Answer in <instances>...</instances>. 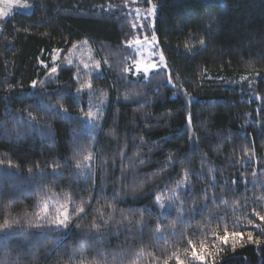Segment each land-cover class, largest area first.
<instances>
[{"label": "trees", "instance_id": "obj_1", "mask_svg": "<svg viewBox=\"0 0 264 264\" xmlns=\"http://www.w3.org/2000/svg\"><path fill=\"white\" fill-rule=\"evenodd\" d=\"M27 1L30 13L0 21V222L18 221L0 232L2 264H64L74 251L76 260H101L97 250L108 264H175L177 251L198 264L188 240L211 245L225 229L243 235L235 250L231 239L220 245L221 264H264V223L252 215L264 214V101L256 99L264 97V0H151L158 12L146 35L155 33L167 67L150 73L147 86L143 74L124 72L134 56L125 44L142 33L132 29L142 23L135 10H147V0ZM84 43L99 65L93 73L65 62ZM46 65L57 73L50 77ZM81 84L91 91L78 93ZM101 100L93 127L85 114ZM89 152L91 176L79 175ZM138 160L137 180L124 179L122 170L133 175ZM94 191L85 215L71 210L68 229L34 226L38 201L55 196L64 204L68 193L79 208ZM114 193L117 211L110 218L105 208L110 223L97 232L94 210L114 203ZM248 232L261 243L249 242Z\"/></svg>", "mask_w": 264, "mask_h": 264}, {"label": "snow or ice", "instance_id": "obj_2", "mask_svg": "<svg viewBox=\"0 0 264 264\" xmlns=\"http://www.w3.org/2000/svg\"><path fill=\"white\" fill-rule=\"evenodd\" d=\"M149 3L150 7L147 9L148 16L144 17H139L137 16L138 20H141L142 23H134L132 24V29L137 32H147L149 28H154V22L149 23L148 19L149 16H155V14L158 12V6L155 4L151 3V0H147ZM7 5V8H5V11L3 15H0V18L7 17L8 15L12 14V10L16 7H29L27 3H22L21 0H10V2L5 3ZM138 11V10H137ZM149 45L151 47V56L155 57L156 55H159V60L156 61L155 59H148V60H134L133 63L124 68L125 73L131 74L133 77H139V74L143 73L144 80L142 81L145 83L147 86L148 83H150V73H155L157 70L163 71L167 67V63L165 61V57L163 55V52L157 53L156 47H157V37L155 33L149 38L148 36H145L143 40H141L139 37H136L135 39H129L126 44L125 48L126 49H133L135 50L136 48H143L144 45ZM201 46L206 45V41L201 38L200 40ZM75 47V45H73ZM62 54V50L57 49L54 50V53L52 54L51 60L52 63L55 64L58 56ZM142 55V53H141ZM42 64H44V61H41ZM71 64V61L68 62ZM46 67H50V77L51 75L57 73L58 68L54 66H49L46 65ZM95 67H99V65H96ZM84 68L87 69L89 68L88 64H84ZM78 77L74 76L73 79H77ZM248 79L247 77H242V80ZM50 81H43L40 82L41 84L48 83ZM131 82V81H129ZM137 82H141L137 80ZM168 84L177 87V92H179V88L176 85H173V80L171 75L169 76L168 79ZM31 86L36 87L37 86V81L33 80L31 81ZM87 87L91 91V84H88L87 86L81 84L79 88L76 89V91L79 93L84 90V88ZM129 97L126 95L124 97L125 100H127ZM257 100H262L264 101V97L256 96ZM190 100V97H189ZM101 106L97 107L95 114L89 110L85 115L87 118V122L92 124L93 127H98L99 122L97 120V117L102 115L103 109V100H101ZM58 108L60 111L66 112V108L62 104H57ZM91 107V106H90ZM188 124H191V114L187 117ZM143 140V138H141ZM247 155V153H246ZM128 158L127 151L124 150L121 152V162L123 163L124 160ZM0 163H3L0 161ZM143 163L142 160H138L135 163L131 164L129 166L128 171L133 172L134 169L138 168L139 164ZM169 163L175 166V160L172 159V157H169ZM94 166V154L89 152L88 155H84L82 160H80L76 167L79 170L78 174L83 175L84 170L87 171L88 175L91 176L92 168ZM31 171V170H30ZM53 171H56L53 169ZM121 176L124 179H131L132 181L137 180L136 174L133 172V175L129 176L127 175L123 170L121 172ZM143 182H147L146 180ZM233 183H238V180H234ZM187 181H184L182 183H178L177 187L175 189V192H180L184 187H186ZM43 191V189H42ZM119 193H114L113 194V201L114 203H105L104 206L98 207L94 210V221L92 223V228L95 229L97 232H99V229L103 226H106L110 223V220L104 219L106 213H105V208L109 209L110 211L107 212V215L111 218L114 216V214L117 211V204L119 202ZM107 194L104 193V197L106 198ZM64 198L67 201L64 204H60L58 200H56L55 196L53 197H45L42 202L38 201L36 204L37 209H40L41 211H38L36 213V220L37 223L34 225L37 228H43L46 227L49 231L51 232H56L59 233L62 230H66L69 227V224L71 222L72 216H71V210H74L76 213L77 218H80L81 216L85 215L87 212L88 208H91L92 206V200L95 199V191L93 194L88 198V200H81V206L79 208H75L74 206V201L72 200V195L65 193ZM179 197L173 193L171 197H169V201L174 203L176 200H178ZM4 198L0 197V204H3ZM55 201V202H53ZM53 207L56 209V214L55 216L49 215V207ZM7 207V205H5ZM160 207L164 208L165 204L160 203ZM252 215L256 218L259 219L262 223H264V214L261 212L253 210ZM95 220L101 221V223H96ZM11 223L14 225L16 223L15 220H12ZM251 224L252 221H249ZM77 229L80 228V225H76ZM12 227L9 226V220H5L4 226L0 227V232L7 234L9 230ZM157 231H160L158 228ZM194 235V234H193ZM241 232L237 231H232L229 232L227 229H225L223 235L216 234L213 237V243L209 245L205 240H201L199 245L195 244L192 240H188V245L191 249V252L188 253L192 259L198 264H209V260H211V264H221V261L216 259V256L223 251V248L220 247V245H227L229 243V240L231 239L233 250H235L237 242L240 240L242 237ZM247 239L249 242H253L257 245L261 243V241L257 239H253V233L248 232L247 233ZM218 242V243H217ZM216 248V252H211L209 251V248ZM0 250H2V245H0ZM97 256L101 257V260H88L87 257L81 256L79 260H76L75 256V251L73 252L72 256L69 257L68 259V264H108L107 259L104 257V253L101 252L100 250H97ZM172 256L175 258V264H185V260L181 259V255L179 251L174 252ZM10 260V256H9ZM3 260H0V264H2ZM163 264H169V260L165 259L163 261Z\"/></svg>", "mask_w": 264, "mask_h": 264}, {"label": "rangeland", "instance_id": "obj_3", "mask_svg": "<svg viewBox=\"0 0 264 264\" xmlns=\"http://www.w3.org/2000/svg\"><path fill=\"white\" fill-rule=\"evenodd\" d=\"M8 2H10V0H0V15H3L5 8H7V5L5 3H8ZM21 2L27 3L29 5V7H23V8L22 7H16L12 10V14H13V12H19V13L25 14V13H30L32 11L33 5L29 1L21 0ZM135 12H136V16H139V17L148 16L147 10L136 9ZM8 16H10V15H8ZM7 17L0 18V21L6 20ZM152 17L153 16H149V19H151ZM138 21H141V20H138ZM145 36H148L149 38L151 37L149 35H146V33H144V32H142L137 37H139L141 40H143ZM156 51H157V53L161 52L158 45L156 47ZM129 52H130V56H131V54H134V56L132 55L130 58H128L130 65L133 63L134 60H148V59H155L156 61L159 60V55H156L155 57L151 56V47L147 44L144 45L143 48H136L135 50L130 49ZM141 53H142V55H141ZM64 58H65V62H67V63L69 61H71L70 65H78V66L81 65L79 68L81 72L93 73V71L95 69L91 68V66L97 65V61L94 60V58H93V49H92V47L91 48L89 47V44L86 45V43L82 44V46L77 45V46L71 48L70 51L65 55ZM84 64H88L89 68L85 69ZM86 74L89 75V73H86ZM141 74H143V73H141ZM90 106L91 107L88 109V111L91 110L94 114L96 112L97 107H100V105L94 106L93 104ZM99 117H101V115L98 116L97 118H99Z\"/></svg>", "mask_w": 264, "mask_h": 264}, {"label": "clouds", "instance_id": "obj_4", "mask_svg": "<svg viewBox=\"0 0 264 264\" xmlns=\"http://www.w3.org/2000/svg\"><path fill=\"white\" fill-rule=\"evenodd\" d=\"M5 220H9L6 216V218L3 220V222H0V227L4 226V222ZM14 225H17L18 226V221H16V223ZM10 221H9V226L13 227L14 226ZM79 225V224H77ZM64 264H68V261H65Z\"/></svg>", "mask_w": 264, "mask_h": 264}]
</instances>
